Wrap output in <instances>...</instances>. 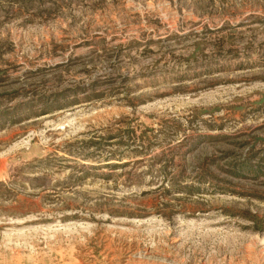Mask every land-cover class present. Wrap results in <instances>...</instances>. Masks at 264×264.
I'll return each mask as SVG.
<instances>
[{
	"label": "rangeland",
	"instance_id": "1",
	"mask_svg": "<svg viewBox=\"0 0 264 264\" xmlns=\"http://www.w3.org/2000/svg\"><path fill=\"white\" fill-rule=\"evenodd\" d=\"M0 264H264V0H0Z\"/></svg>",
	"mask_w": 264,
	"mask_h": 264
}]
</instances>
